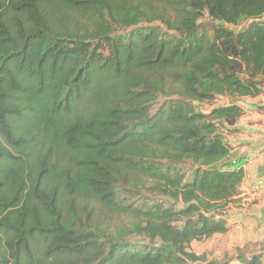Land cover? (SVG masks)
<instances>
[{"label": "trees", "instance_id": "trees-1", "mask_svg": "<svg viewBox=\"0 0 264 264\" xmlns=\"http://www.w3.org/2000/svg\"><path fill=\"white\" fill-rule=\"evenodd\" d=\"M262 86L264 0H0V264H215Z\"/></svg>", "mask_w": 264, "mask_h": 264}, {"label": "crops", "instance_id": "crops-1", "mask_svg": "<svg viewBox=\"0 0 264 264\" xmlns=\"http://www.w3.org/2000/svg\"><path fill=\"white\" fill-rule=\"evenodd\" d=\"M244 113L230 125L226 140L232 155L243 161L239 194L228 211L230 236L241 242L264 243V86L254 97L240 99ZM259 248V247H258Z\"/></svg>", "mask_w": 264, "mask_h": 264}, {"label": "rangeland", "instance_id": "rangeland-1", "mask_svg": "<svg viewBox=\"0 0 264 264\" xmlns=\"http://www.w3.org/2000/svg\"><path fill=\"white\" fill-rule=\"evenodd\" d=\"M226 100V98H217L213 101V105L223 104ZM211 106L212 104L202 103L197 108L207 111ZM115 221L118 223L117 220ZM230 234L225 233L215 235L207 240L192 241L188 245V249L198 254H205L207 260L215 264L224 262L228 264H242L244 258L247 259L260 253L264 254V243L263 245L251 244L248 240L236 242Z\"/></svg>", "mask_w": 264, "mask_h": 264}]
</instances>
